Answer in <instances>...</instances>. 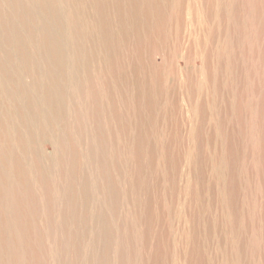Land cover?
<instances>
[{"label":"rangeland","instance_id":"obj_1","mask_svg":"<svg viewBox=\"0 0 264 264\" xmlns=\"http://www.w3.org/2000/svg\"><path fill=\"white\" fill-rule=\"evenodd\" d=\"M0 264H264V0H0Z\"/></svg>","mask_w":264,"mask_h":264}]
</instances>
